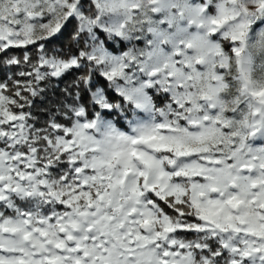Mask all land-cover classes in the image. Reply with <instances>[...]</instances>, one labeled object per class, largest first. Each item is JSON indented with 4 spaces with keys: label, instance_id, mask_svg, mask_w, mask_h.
<instances>
[{
    "label": "snow or ice",
    "instance_id": "1",
    "mask_svg": "<svg viewBox=\"0 0 264 264\" xmlns=\"http://www.w3.org/2000/svg\"><path fill=\"white\" fill-rule=\"evenodd\" d=\"M0 66V264H264V0H0Z\"/></svg>",
    "mask_w": 264,
    "mask_h": 264
},
{
    "label": "trees",
    "instance_id": "2",
    "mask_svg": "<svg viewBox=\"0 0 264 264\" xmlns=\"http://www.w3.org/2000/svg\"><path fill=\"white\" fill-rule=\"evenodd\" d=\"M71 29H72V25L70 24L68 26V30L65 32L64 34V37L59 40V41H55L53 45H49V47H55L57 48L58 50L63 48V50L65 52L68 51V48H69V40H68V36H69V33L71 32ZM35 49L34 48H31L30 46V52L31 53H35ZM12 54H15V55H18V56H22L23 54V50L22 49H12L11 50ZM6 66H0V80H3V79H6L7 76L5 75V71H4V68ZM8 75H11V73H9ZM71 80V76H68L65 78L64 81L60 82L59 83V88H63L65 86V83L69 82ZM55 84V82H53ZM52 86H50L51 88ZM49 97H51V91H49ZM48 103V101L45 99V100H42V99H36L35 101V107L32 109L33 113L40 117V120H41V123L43 122V119H44V116H43V112H44V109H45V106L46 104ZM167 210V209H166ZM168 211H171V210H168Z\"/></svg>",
    "mask_w": 264,
    "mask_h": 264
}]
</instances>
